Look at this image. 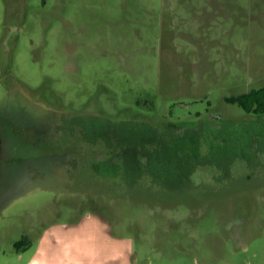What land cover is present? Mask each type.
Here are the masks:
<instances>
[{
    "label": "rangeland",
    "instance_id": "rangeland-1",
    "mask_svg": "<svg viewBox=\"0 0 264 264\" xmlns=\"http://www.w3.org/2000/svg\"><path fill=\"white\" fill-rule=\"evenodd\" d=\"M262 86L264 0H0V264H264Z\"/></svg>",
    "mask_w": 264,
    "mask_h": 264
},
{
    "label": "flooded vegetation",
    "instance_id": "flooded-vegetation-1",
    "mask_svg": "<svg viewBox=\"0 0 264 264\" xmlns=\"http://www.w3.org/2000/svg\"><path fill=\"white\" fill-rule=\"evenodd\" d=\"M16 130L18 131L16 123L6 122V121H3L2 119H0V187H1L0 193L1 194H3L1 191V190H3V181H1V178L3 177L2 166L3 167H4V165L7 166L6 163H8V162H10V163L16 162L18 160V158L20 157L18 145H16V142L18 140L17 135H15ZM83 144L84 143L82 142L81 145H83ZM84 145L86 147H88L87 149H90V148H93L92 146L95 145V143L88 142V144L85 143ZM97 149L98 148L96 146L92 151L86 150V149L85 150L82 149L79 152H73V153H70L68 151L67 153H65V156H68V154L69 155L70 154H73V155L76 154L77 157L81 156V158H83V156H85V157L88 156L90 159L89 168L93 169L94 162L96 163L98 161L95 158L98 154ZM108 155L114 157L112 154H108ZM112 161H114V159ZM95 172H97V168H96ZM1 184H2V186H1ZM2 198L3 197H0V209L2 207H4V205H6L5 203L1 202Z\"/></svg>",
    "mask_w": 264,
    "mask_h": 264
},
{
    "label": "trees",
    "instance_id": "trees-1",
    "mask_svg": "<svg viewBox=\"0 0 264 264\" xmlns=\"http://www.w3.org/2000/svg\"><path fill=\"white\" fill-rule=\"evenodd\" d=\"M228 103H236L244 113L255 116H264V86L248 93L225 98ZM28 245V242L22 238L14 244L16 251H20Z\"/></svg>",
    "mask_w": 264,
    "mask_h": 264
}]
</instances>
